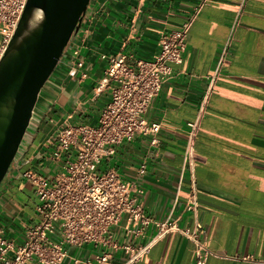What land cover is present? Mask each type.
Returning <instances> with one entry per match:
<instances>
[{
	"label": "crops",
	"instance_id": "0c3cea01",
	"mask_svg": "<svg viewBox=\"0 0 264 264\" xmlns=\"http://www.w3.org/2000/svg\"><path fill=\"white\" fill-rule=\"evenodd\" d=\"M93 0L72 43L76 53L69 71L59 82L53 101L39 121L33 138L24 148L19 169L0 190V224L5 236L20 244L26 228L38 215L33 184L22 175L39 169L47 153L43 143L55 131L56 121L68 119L95 124L108 100V90L90 99L92 87L102 76L108 58L115 53L133 59H150L158 51L160 36L178 28L202 3L186 39L182 61L162 84L145 113L159 123L157 145L150 136L123 141L101 169H113L141 187L136 195L145 213L163 218L172 208L182 227H192L194 217L184 208L187 192L197 193L196 218L203 225L201 237L216 253L206 264H264V0ZM221 68L208 95L194 149L184 164L183 149L188 122L196 118L209 76L218 59ZM83 65L76 67V61ZM84 74V75H83ZM81 103L82 108H77ZM47 117L42 129L41 122ZM53 118V122H51ZM41 128V129H40ZM41 131V136L34 138ZM141 162L143 173L138 172ZM38 164V167L35 165ZM122 217L112 227L119 245L141 244L154 233L150 224L144 235L125 234ZM106 251L107 264H122L121 247L84 243L69 246L60 264H96L94 256ZM27 264H37L35 261ZM133 264H193V244L177 232L156 240Z\"/></svg>",
	"mask_w": 264,
	"mask_h": 264
},
{
	"label": "built area",
	"instance_id": "2783aa9c",
	"mask_svg": "<svg viewBox=\"0 0 264 264\" xmlns=\"http://www.w3.org/2000/svg\"><path fill=\"white\" fill-rule=\"evenodd\" d=\"M206 0H202V3ZM26 0H0V57L13 29L24 9ZM245 0H242L236 20ZM202 3L181 25L163 33L158 41V51L150 59L134 58L128 63V55L115 53L108 58L102 76L92 87L90 99L108 90V100L100 109L95 124L83 121L71 123L63 119L54 133L45 140L47 153L42 157L39 169H26L22 175L33 184L38 198L37 220L25 230L24 239L15 244L5 236L0 224V264H60L69 246L93 243L95 246L121 247L126 253L122 264H133L146 254L153 243L169 232H177L193 244V264H206L207 258L216 255L201 237L202 223L196 218L198 201L194 188L187 192L184 208L191 211L192 227H182L171 210L161 219L147 215L136 195L141 187L124 179L113 169H101V163L114 154L123 141L138 136H150L149 143L157 145L159 123L149 122L145 113L162 84L172 73V64L182 61L186 39L191 24ZM84 19V18H83ZM82 19V21H83ZM76 53V50L74 51ZM218 59L215 72L209 76L197 116L189 121L186 143L183 149L184 164L188 162L200 127L208 95L221 68L223 56ZM73 65L81 67L82 60ZM84 75V74H83ZM82 108L81 103L77 108ZM53 122V118L50 119ZM190 161V160H189ZM41 169L44 172L41 171ZM141 162L138 172L143 173ZM125 217V234L133 238L144 235L152 224L154 233L141 244L126 242L119 245L112 239V227ZM110 254L97 253L96 264H107Z\"/></svg>",
	"mask_w": 264,
	"mask_h": 264
},
{
	"label": "water",
	"instance_id": "95a60500",
	"mask_svg": "<svg viewBox=\"0 0 264 264\" xmlns=\"http://www.w3.org/2000/svg\"><path fill=\"white\" fill-rule=\"evenodd\" d=\"M89 3L25 2L0 57V183L19 169L25 146L69 71L76 50L72 39L90 12Z\"/></svg>",
	"mask_w": 264,
	"mask_h": 264
},
{
	"label": "rangeland",
	"instance_id": "374dc122",
	"mask_svg": "<svg viewBox=\"0 0 264 264\" xmlns=\"http://www.w3.org/2000/svg\"><path fill=\"white\" fill-rule=\"evenodd\" d=\"M93 2V0H90V4ZM47 117L46 118H44L43 119V121L41 122V126L40 127H42V129H44L45 127H46V125H48V124H46L47 123ZM56 123L58 124L59 123V121H56ZM48 127H50V124L48 125ZM41 129V128H40ZM41 133V131L38 133V135H36L35 136V138H34V142L35 141H37L41 136H39V134ZM36 167H38V164L37 165H35ZM41 171L42 172H44L45 173V171H43L42 169H41ZM8 178H9V175H7L6 177H4L3 178V180H2V182L0 183V190L1 189H3L4 187H6L7 185H8Z\"/></svg>",
	"mask_w": 264,
	"mask_h": 264
}]
</instances>
